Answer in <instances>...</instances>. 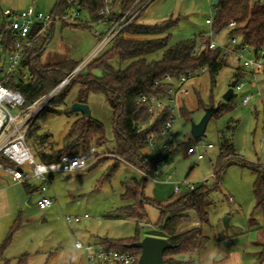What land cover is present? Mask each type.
I'll list each match as a JSON object with an SVG mask.
<instances>
[{
	"label": "rangeland",
	"instance_id": "1",
	"mask_svg": "<svg viewBox=\"0 0 264 264\" xmlns=\"http://www.w3.org/2000/svg\"><path fill=\"white\" fill-rule=\"evenodd\" d=\"M56 1L0 0V9L22 11L34 5L48 13L53 11ZM214 11V0H153L139 17V21L145 23H158L170 17L178 19L177 26L171 31L172 43L204 32L218 46H231L233 50L228 53L227 64L217 74L215 83L208 70L197 73L188 82L191 94L182 100L183 112L174 122L173 151L167 158L168 172H173L177 182L188 181L197 186L204 178L209 179L206 184L211 189L206 205L208 222L203 224L209 242L194 254L197 264H264V214L256 208L255 173L249 167L233 163L226 167L219 182L216 176L212 177L221 152L222 131L232 136L241 158L264 166V72L252 73L244 66L245 58L255 56L233 46L230 28L218 34L211 32L207 20L214 17ZM50 34L54 38L42 57L43 65L62 61L69 55L70 48L78 47L93 32L85 28L74 30L58 22ZM234 36L241 43L240 36ZM240 69L245 71V76L240 79L245 84L243 89L236 92L230 110L210 119L205 135L201 137L203 144L211 143L213 147L201 148L205 154L203 159L188 154L189 147L197 141L191 133L192 123L199 122L212 104L228 103L224 94L235 79V72ZM95 74L100 75L101 70H95ZM79 92L78 84L71 85L63 103L52 101L38 115L27 135L34 155L45 146L64 148L74 139L71 134L73 124L85 116L82 112L70 111L72 104L78 102ZM245 94L252 95L249 104L242 101ZM88 105L93 118L105 125L107 139L113 138V111L106 98L94 93ZM229 126L235 129L230 130ZM109 139L110 143L99 148L98 162L92 167L74 173L53 174V183L46 192L55 198L51 207L41 210L37 205L40 195L30 193L23 184L7 185L0 191V245L11 236L0 264H19L24 256L22 264H87L84 251L76 247L77 240L84 244H98L105 238L162 237L158 230L161 210L157 206L147 205L149 222L139 226L134 220L117 213L122 205L123 182L133 178L140 180L143 176L134 166L117 158L112 148L115 140ZM144 152L149 153V149L145 148ZM6 184L5 181L0 187ZM32 185L38 186L39 182L34 181ZM145 195H151L163 205L179 196L174 194L173 185L149 180L146 181ZM85 214L90 216L88 224L86 221L68 223L65 220V216ZM190 214L191 219L181 228L183 231L201 226L196 213Z\"/></svg>",
	"mask_w": 264,
	"mask_h": 264
},
{
	"label": "trees",
	"instance_id": "2",
	"mask_svg": "<svg viewBox=\"0 0 264 264\" xmlns=\"http://www.w3.org/2000/svg\"><path fill=\"white\" fill-rule=\"evenodd\" d=\"M72 1L80 2L81 10L89 16L90 21H96L100 17V9L105 6V0H57L52 12L54 14L67 12ZM136 1L114 0L111 20L107 27L111 28ZM214 6L216 11L211 32L218 34L229 28L231 22H235V26L230 28L231 35L238 34L241 42L251 47L256 54L264 51V0H218ZM143 11L120 32L102 54L77 73L75 79L70 81L52 101L58 100L59 103H63L71 85L75 84L80 87L78 102L88 103L90 94H102L113 111L115 155L118 159L122 158L152 172L156 160L151 159L143 163L144 156L148 154L144 152L147 148V135L152 131H159L170 119L171 112L169 108H165L152 116L146 104L138 103V98L141 95L165 96L167 85L156 84V81L162 80L168 74L178 78L188 72L206 68L211 74L212 82L215 83L216 76L227 64V56L230 53L224 54L222 46L211 49L209 44L212 39L204 32L172 43L171 31L177 26L178 19L170 17L158 23H145L139 21ZM64 24L91 28L86 23ZM52 36L51 34L46 37L40 36L38 41L27 49L19 69L7 78V85L23 95L25 105L31 104L50 91L80 63L66 60L53 65H43L41 57ZM239 47L238 44L236 49ZM98 69L101 70L100 75L95 74V70ZM25 73H28L27 79L23 78ZM244 76L245 71L241 69L235 72L237 80ZM231 103L232 99L227 104L220 105L213 117H219L223 112L230 110ZM182 108L180 114L183 112ZM232 129L235 128L230 130ZM71 134L74 135V139L64 148L42 147L35 155L37 159L47 163L59 161L66 154L80 153L91 147L96 148L95 153L98 156L97 149L108 142L105 125L91 115L76 120ZM169 149L172 153L173 142ZM233 163L249 167L255 173L253 190L256 208L261 209L264 214V166L241 158L234 147L232 136H227L226 131H222L221 152L215 169L218 182L226 167ZM123 188L122 205L117 213L126 219L134 220L139 226L149 222L147 205L157 206L161 210L158 225L161 227L162 237L173 244V247L164 253L167 263L197 264L194 254L204 249L209 242V238L203 232V224L208 222L206 205L211 189L203 183L194 191L183 193L169 204L163 205L145 195V177L140 180L133 178L124 181ZM190 212L196 213L201 226L183 231L182 226L191 219ZM140 239L138 235L117 240L105 238L98 244L122 252L136 251L141 255V249L129 247V244ZM10 241L11 236L0 245V260ZM24 258L25 256L22 259ZM22 259L19 264L23 263Z\"/></svg>",
	"mask_w": 264,
	"mask_h": 264
},
{
	"label": "built area",
	"instance_id": "3",
	"mask_svg": "<svg viewBox=\"0 0 264 264\" xmlns=\"http://www.w3.org/2000/svg\"><path fill=\"white\" fill-rule=\"evenodd\" d=\"M114 0H105V6L99 11L100 17L96 21H90L89 16L81 10L80 2L72 1V4L65 13H44L38 10L34 5H30L22 11H16L10 8L0 11V60L4 59V67L0 70V177L7 185L28 183L32 180L39 182V198L37 205L41 210L51 207L55 203V198L46 194L52 184V175L55 173H74L90 168L97 162L96 148L91 147L80 153L66 154L59 161L43 162L36 158L31 150L27 135L36 122L38 115L58 96L61 90L69 83L79 71L87 66L92 60L98 57L108 45L120 34V32L153 0H137L111 27L108 28V22L111 20L112 3ZM141 6H139V4ZM139 6V7H138ZM138 7V8H137ZM135 8H137L135 10ZM135 10V11H134ZM216 11V9H215ZM214 11V12H215ZM55 22L82 23L89 24L94 33L98 36V42L95 48L83 59L79 65L72 70L60 83L55 85L46 94L39 97L29 105H25L23 95L7 85V78L15 74L19 69L23 56L28 48L33 46L40 36L46 34L52 24ZM207 22L212 25L213 18ZM99 26H104L103 31ZM235 26V22L229 24V28ZM231 43L241 52L253 53L255 57L245 58L244 66L252 73H259L264 70V51L256 54L254 50L239 43L235 36H231ZM218 45L211 40L209 47L216 48ZM223 53L228 54L233 50L231 46H223ZM243 56V55H240ZM1 62V61H0ZM206 72L202 68L195 72H188L178 78L168 74L162 80L156 81V84H166L165 96L141 95L138 103L148 106L149 112L155 116L160 110L169 108L171 117L160 128L159 131H152L147 135V148L149 153L144 156L143 163L151 159L156 160L153 171L142 169L124 159L119 160L136 167L146 178L153 181H164L173 183L174 194H181L182 191L191 192L197 187L196 184L184 181L182 183L174 180L173 172H168V157L158 160V157L170 150V144L174 139V122L180 115L182 100L188 98L191 90L188 82L197 73ZM28 78V73L23 75ZM244 83L238 80L234 91H240ZM259 94V93H258ZM252 99L251 94H245L243 103L249 104ZM212 148L213 144H203L200 138L195 144L189 147L188 154H196L198 159H203L205 154L201 148ZM215 173L212 174V177ZM208 178H204L199 183L207 184ZM68 223L73 221H90V216H65ZM161 230V227H158ZM76 247L84 251L87 264H134L138 263L140 255L136 251L122 252L114 249H107L100 244L76 241Z\"/></svg>",
	"mask_w": 264,
	"mask_h": 264
},
{
	"label": "water",
	"instance_id": "4",
	"mask_svg": "<svg viewBox=\"0 0 264 264\" xmlns=\"http://www.w3.org/2000/svg\"><path fill=\"white\" fill-rule=\"evenodd\" d=\"M218 0H214L216 4ZM243 44V42H242ZM238 80L234 79L226 93L224 94V99L226 102H229L237 93L234 91V87L237 84ZM220 105H211L206 108L205 114L199 122H193L191 127L192 136L196 139L201 138L205 135L207 125L210 119L214 114L219 110ZM71 112H82L86 117L90 116V106L88 103L74 102L70 108ZM171 154V151L168 150L158 157V160H163ZM227 224V220H225ZM131 248L141 249V255L137 264H168L164 253L167 249L173 247V244L165 237H156V236H145L144 238L129 244Z\"/></svg>",
	"mask_w": 264,
	"mask_h": 264
},
{
	"label": "crops",
	"instance_id": "5",
	"mask_svg": "<svg viewBox=\"0 0 264 264\" xmlns=\"http://www.w3.org/2000/svg\"><path fill=\"white\" fill-rule=\"evenodd\" d=\"M56 23H58V22H55L54 24H52L51 26H50V28H49V30H48V32L46 33V34H44V35H42V36H47L48 34H49V32H50V30L51 29H53V32H54V29L56 28ZM61 24H63V25H67V24H64V22H60ZM67 26H69V25H67ZM71 29H81V28H79V27H74V26H71ZM84 29V28H83ZM85 29H89L90 31H92L93 32V34L91 35V36H87L86 37V40H84V41H82L81 43H79L78 44V47L77 46H75L74 48H70V51H69V55L68 56H66L62 61H59L58 63H60V62H64V61H66V60H73V61H76V62H81L82 61V58L84 57V56H87L88 54H89V52L90 51H92L94 48H95V46H96V44H97V42H98V36L94 33V31L91 29V28H85ZM101 29V28H100ZM102 31H103V29H101ZM53 36H52V39H51V41H50V43L47 45V47H46V49H45V51H44V53L46 52V50L48 49V47L50 46V44L52 43V41H53ZM44 53L42 54V57H43V55H44ZM81 56V57H80ZM83 56V57H82ZM42 57H41V61H42ZM81 58V59H80ZM1 62H0V70L1 69H3V67H4V59H2V60H0ZM54 64H56V63H54ZM262 72H264V70L262 71ZM262 72H259V73H262ZM91 95H94V93H92ZM91 95H90V97H91ZM90 97H89V99H88V103L90 102ZM184 100V99H183ZM91 116H92V112H91V114H90ZM93 117V116H92ZM94 118H96V117H94ZM97 119V118H96ZM99 120V119H98ZM102 122V121H101ZM103 123V122H102ZM109 139V138H108ZM107 139V140H108ZM114 139V137L113 138H110L109 139V141H111V140H113ZM107 143H110V142H107ZM107 146V145H106ZM113 147V152L115 153L116 152V144L115 145H112ZM98 151H99V149H98ZM109 151H107V153H108ZM109 154V153H108ZM37 158V157H36ZM123 162V161H122ZM95 164V163H94ZM93 164V165H94ZM126 164H128V163H126ZM92 165V166H93ZM129 165H131V164H129ZM91 166V167H92ZM169 167V166H168ZM168 167H167V171H168ZM136 168V167H135ZM137 169V168H136ZM138 170V169H137ZM139 171V170H138ZM79 172V171H78ZM140 172V171H139ZM56 174V173H55ZM143 176V175H142ZM144 177V176H143ZM53 180H54V175H52V183H53ZM147 180H149V181H151V183L152 182H159V183H161V184H170V185H173V183L172 182H164V181H153V180H150V179H146V181ZM34 181H37V180H32V181H30V182H28V183H23V185H25L26 187H27V190L30 192V193H38L39 194V192H38V186H35V185H32V182H34ZM3 182H5V180L3 179V178H1L0 177V185H2V183ZM38 182V181H37ZM14 185H18V184H14ZM7 186V184L5 185V186H1L0 187V191L1 190H3L5 187ZM186 193V192H185ZM183 194V193H182ZM179 195H181V194H179ZM147 197H149V198H151V199H153V197L151 196V195H147ZM29 203H31V199L29 200ZM90 222V221H89ZM88 221H86V223L88 224L89 223ZM197 223V222H196ZM160 227V226H159ZM159 230V229H158ZM78 249H80V248H78ZM83 252V251H82ZM84 253V252H83Z\"/></svg>",
	"mask_w": 264,
	"mask_h": 264
}]
</instances>
